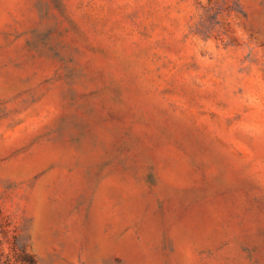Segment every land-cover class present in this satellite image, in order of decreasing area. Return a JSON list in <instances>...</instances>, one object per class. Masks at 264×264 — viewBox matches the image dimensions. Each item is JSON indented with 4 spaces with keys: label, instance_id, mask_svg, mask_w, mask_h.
I'll use <instances>...</instances> for the list:
<instances>
[{
    "label": "rangeland",
    "instance_id": "obj_1",
    "mask_svg": "<svg viewBox=\"0 0 264 264\" xmlns=\"http://www.w3.org/2000/svg\"><path fill=\"white\" fill-rule=\"evenodd\" d=\"M0 264H264V0H0Z\"/></svg>",
    "mask_w": 264,
    "mask_h": 264
}]
</instances>
